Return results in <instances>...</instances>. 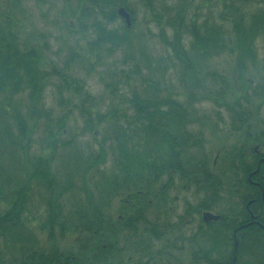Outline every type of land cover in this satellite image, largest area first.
<instances>
[{
    "label": "trees",
    "instance_id": "trees-1",
    "mask_svg": "<svg viewBox=\"0 0 264 264\" xmlns=\"http://www.w3.org/2000/svg\"><path fill=\"white\" fill-rule=\"evenodd\" d=\"M26 1L42 3L41 0H0V96L3 97L0 120L13 122L12 125L3 122L5 126L0 129V153L9 151L12 165L6 171L0 163V205L8 206L0 214V227L9 221L12 225L16 218V225L24 227L20 222L24 215L51 239L55 234L64 236L68 230L77 235L87 232L91 235L99 232L104 224L118 222L117 218L111 220L104 208L105 197L119 196L123 230L138 239L132 245L160 242L166 224L157 217H149L153 203L169 197L176 187L194 194L201 190L219 193L221 179L210 165L212 161L204 149L202 135L189 127L193 120L187 107L173 93L160 88L164 74H155L148 62L142 63L144 57L136 56L132 49L136 18L130 0H62L67 5L62 25L68 31L80 32L82 35H77L85 41L82 53L73 52L71 59H79L80 64L94 68V64L102 62V54L110 58L121 54L112 66L111 80L106 85L116 103L105 113L86 91L84 83L71 75L67 65L58 69L49 64V35L24 25ZM140 3L156 23L159 41L171 56L172 64L182 71V77L189 78L190 90L203 85L196 78L201 71L200 61L229 55L234 57L240 73L247 63L258 67L261 84L254 90L264 100V0H177L174 5H169L167 0H140ZM121 7L130 15L129 27L117 15ZM206 8L212 9V13L203 15L202 10ZM189 10H192L190 15ZM258 45L262 48L259 61ZM212 75L225 83L222 75ZM54 79L58 81L56 92L68 96L64 97L66 100L60 99L61 107L70 105L74 101L71 95L74 96L83 123L81 135H90L96 144V149L87 145L84 158L81 154L74 158L77 174L82 178L80 186L71 177L58 181L51 169L59 149L75 145L74 137L69 142L60 139L68 113L63 109L53 119V112L45 105V92ZM124 85L130 88L127 97L119 95ZM227 112L230 118L233 115L230 128L240 132L246 124L247 112L239 104ZM39 123L44 125L46 137L36 154L33 133ZM109 126L111 135L103 138L100 133ZM108 143L113 164L109 177L102 173L109 156ZM232 154V159L240 160L238 149ZM13 160L17 161L16 166ZM93 174L101 178L96 194L86 187L87 176ZM34 184L40 189L45 205L43 214L38 216H30L26 208ZM66 195L84 198L75 201L74 209L65 213L63 197ZM206 240L228 242L231 235L220 233ZM240 241L237 236V242ZM257 247L261 249V244ZM62 254L43 253L39 264H51V259L62 258ZM260 261L261 257H257L252 264ZM206 262L209 264V258Z\"/></svg>",
    "mask_w": 264,
    "mask_h": 264
},
{
    "label": "rangeland",
    "instance_id": "rangeland-1",
    "mask_svg": "<svg viewBox=\"0 0 264 264\" xmlns=\"http://www.w3.org/2000/svg\"><path fill=\"white\" fill-rule=\"evenodd\" d=\"M42 3L36 4L33 1H26L24 3V25L29 29L35 28L38 32L49 35V47L50 52L47 55V61L51 65H55L58 69L68 66L69 72L72 76L80 79L84 83V87L95 99V103L99 106L102 112H107L112 103H116L110 95V90L106 85L110 83V77L112 76L111 69L116 60L119 61L121 54L118 53L114 58H110L106 53L102 54V62L100 64H94V68H88L85 64H80L79 59H71L73 52L75 54H81L85 48V41L82 38L80 32L75 33L68 31L62 25L64 20V11L66 10V4L62 0H41ZM133 13L135 14L136 22L132 31L133 50L136 56L140 57V54L144 59L142 63L154 69L155 74L162 72L164 74L163 80L160 82V88L164 89L175 95L176 99H179L189 110L192 115V124L189 126L193 131L199 132L204 141V149L209 155L210 162L215 159L220 151L218 160H216L215 171L220 175L223 190H227L226 187L231 185V180L236 177L233 173V169H230L229 163H233V151L238 149L244 135H246V126H243L240 132H234L230 128L232 123V116L227 112L228 108L235 109L236 104H239V108L246 111L249 114L264 113L261 110V105H264V100L256 94L255 87L260 85L261 73L258 67L247 63L241 73L238 70L234 57L229 55H222L220 57L212 56L206 58L204 61H200L199 75L196 78L203 82L202 87L190 90L189 78L182 77V71L179 70L176 64H172V59L167 50L159 41L158 27L152 20L151 14L140 3V0H130ZM169 5H174L177 0H167ZM156 10H159L156 8ZM215 12V9L213 10ZM192 10H189V15ZM212 13V9H203V15H209ZM81 34V35H77ZM89 33L86 34V36ZM85 36V35H84ZM187 44V42H186ZM262 55V48L258 45V58L259 61ZM165 69V70H164ZM146 71V70H145ZM222 75L225 78L226 85L220 83L219 79L214 78L212 74ZM118 78V75H116ZM58 81L52 80L45 92V105L47 109L53 112V119L58 118L62 114L64 109L68 113V119L66 121L65 131L60 139L64 142H69L73 138L75 145L67 147H61L57 155L53 158L52 172L57 176L58 181L63 182L68 177H71L73 183L77 186L81 185V175L77 174V167L74 164V158L78 154L81 157H85L88 153L87 145H91L96 149V144L93 142L90 135H81V129L83 128L82 120L79 117L78 110L75 107L78 106V101L74 98L72 103L68 106L61 107L60 99L68 98L67 94L60 96L56 92L55 86ZM139 87V84H138ZM221 88V93L219 88ZM130 88L128 86H122L119 91V95L127 97L129 95ZM70 98V97H69ZM24 100V99H20ZM66 100V99H65ZM118 101V100H117ZM3 102V97L0 96V105ZM24 104V103H23ZM235 105V106H234ZM227 106V107H226ZM23 112V110H21ZM236 117V116H235ZM11 123L10 119L2 118L0 120V129L2 130L5 124L3 122ZM42 123L37 124L34 127L33 141L34 153L40 151V144L42 145L43 139L46 137L43 130ZM32 127V123H30ZM193 126V127H191ZM105 132L101 131V136L104 138L110 137L111 127H105ZM231 129V131H230ZM100 140V136L97 137ZM108 158L107 164L102 169V173L109 177L112 169V159L110 155L111 145H106ZM0 153L2 155L0 163L4 170L9 171L12 165L10 164V153ZM12 161V160H11ZM14 165H17V161L13 160ZM211 165V163H210ZM99 177V176H98ZM97 177V174L88 175L86 181V187L96 194L97 184L101 181V178ZM32 197H28L26 208L29 211V215L38 216L42 215L45 210V205L41 201L40 189L36 184L32 186ZM98 195V194H97ZM169 197H196L192 192L182 191L181 188L176 187L169 193ZM84 197H72L66 195L63 197L64 212L69 213L74 209V203L77 200ZM100 198V197H96ZM107 199L105 203V214L111 216V220L121 214V204L119 202V196L105 197ZM8 206L0 205V214L7 211ZM63 212V213H64ZM162 219L163 212L158 214ZM155 215L152 212L149 213V217L152 219ZM23 219V220H22ZM22 223L17 226V218L12 222H9L5 226L0 227V264H16V263H30L39 264L40 256L43 253H68L74 251V247L77 244H81L80 236L76 239L73 231L68 230L67 234L60 236L55 234L53 239L49 238L47 232L40 230L35 222H28L27 217H22ZM17 224V225H16ZM115 226L114 224H111ZM121 225V224H120ZM188 244L187 249L180 255L182 264H199L197 260L190 259L191 247L190 245L200 244L201 241L196 238L194 231L188 232L186 235ZM166 235L163 234L160 244L158 241H152L148 245L143 243H137L132 245L136 237H132L129 233L123 231V249L118 254L123 259V264H169L173 263L168 260L165 255V241ZM164 240V241H163ZM132 245V246H131ZM149 247L150 250H147ZM129 248V249H128ZM139 249V250H134ZM154 256V259H153ZM129 258V260L127 259ZM35 259V260H34ZM18 260V261H17ZM33 261V263H32Z\"/></svg>",
    "mask_w": 264,
    "mask_h": 264
},
{
    "label": "flooded vegetation",
    "instance_id": "flooded-vegetation-1",
    "mask_svg": "<svg viewBox=\"0 0 264 264\" xmlns=\"http://www.w3.org/2000/svg\"><path fill=\"white\" fill-rule=\"evenodd\" d=\"M245 122L247 132L238 147L240 160L236 157V161L229 163L236 177L227 190H223L222 180L219 193L201 190L194 194L196 197H163L162 201L153 203L152 215L166 224L165 255L173 262L169 264H182L179 257L187 249L185 235L191 231L201 241L190 245L191 261L208 264L209 258V264H252L261 257L260 264H264V113L246 115ZM217 153L219 155L220 151ZM181 190L186 192L184 188ZM161 212L162 219L158 215ZM206 214L211 216L205 217ZM117 219L115 226L104 224L99 232L76 236V239L80 236L81 244L75 245L73 252L63 253L62 258L51 259V264H123L118 255L124 242L122 216ZM220 233L230 234L231 241L209 243L206 240ZM237 236L241 239L239 243Z\"/></svg>",
    "mask_w": 264,
    "mask_h": 264
},
{
    "label": "water",
    "instance_id": "water-1",
    "mask_svg": "<svg viewBox=\"0 0 264 264\" xmlns=\"http://www.w3.org/2000/svg\"><path fill=\"white\" fill-rule=\"evenodd\" d=\"M117 15L124 20L125 24L127 25V27L130 26L131 24V18H130V15L129 13L123 8H119L118 11H117ZM211 215L209 214H206L205 217H210ZM213 219H217L218 217H211Z\"/></svg>",
    "mask_w": 264,
    "mask_h": 264
}]
</instances>
